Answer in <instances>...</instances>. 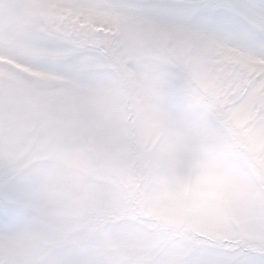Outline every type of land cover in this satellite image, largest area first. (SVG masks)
Instances as JSON below:
<instances>
[{"label":"snow or ice","instance_id":"obj_1","mask_svg":"<svg viewBox=\"0 0 264 264\" xmlns=\"http://www.w3.org/2000/svg\"><path fill=\"white\" fill-rule=\"evenodd\" d=\"M129 17L200 29L264 60V0H0V55L60 76V87L80 96L117 93L124 47L119 22ZM262 69L243 73L249 83L234 100L207 104V135L194 144L166 116L159 118V143H152L126 107H62L43 97L41 82L0 63V139L22 119L37 137L46 133L43 146L53 151V162L60 158L57 140L66 136L105 154L114 170L112 190L100 191L81 213L79 237L61 241L69 251L57 264H264V94L254 87L264 80ZM241 107L244 122L235 115ZM26 160L19 146L0 151L5 233L32 214L38 197L26 178L44 167ZM208 175L226 183L207 185ZM156 185L181 195L173 218L154 211ZM113 236L147 239L149 250L115 258L95 247Z\"/></svg>","mask_w":264,"mask_h":264},{"label":"rangeland","instance_id":"obj_2","mask_svg":"<svg viewBox=\"0 0 264 264\" xmlns=\"http://www.w3.org/2000/svg\"><path fill=\"white\" fill-rule=\"evenodd\" d=\"M81 23L92 24L90 20ZM102 27L93 25L96 31ZM118 34L124 45L123 73L119 91L113 94L80 96L62 89V78L56 74L37 70L8 55H0V63L41 82L43 97L62 107L82 105L96 112L126 107L136 115L140 131L152 143H159V118L166 116L194 144L202 143L207 135L202 121L207 104L217 99L234 100L249 83L243 73L264 66V60L251 57L214 34L166 20L125 18L119 22ZM233 68L242 71L233 72ZM4 74L0 71V76ZM254 87L257 93L264 94V80ZM25 96H31V90ZM235 115L241 122L247 119L243 107ZM2 135L0 151L19 146L27 157L26 165L38 163L44 171L38 177L26 178L29 189L38 193L32 214L11 232L0 231V261L57 264L69 251L61 241L79 237L75 229L81 213L91 210L100 191L112 190L111 162L95 148L82 147L76 139L66 136L58 138L55 148L60 158L53 162V151L43 146L46 133L37 137L22 119L13 121ZM205 182L211 186L226 183L218 175H208ZM153 192L160 194L154 211L161 217L173 218L181 195L162 192L158 185ZM95 247L110 257L126 258L147 252L149 241L113 236L98 241Z\"/></svg>","mask_w":264,"mask_h":264}]
</instances>
